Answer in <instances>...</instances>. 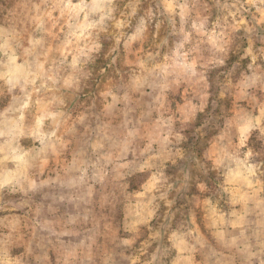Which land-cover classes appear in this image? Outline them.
<instances>
[{"label": "rangeland", "instance_id": "374dc122", "mask_svg": "<svg viewBox=\"0 0 264 264\" xmlns=\"http://www.w3.org/2000/svg\"><path fill=\"white\" fill-rule=\"evenodd\" d=\"M0 264H264V0H0Z\"/></svg>", "mask_w": 264, "mask_h": 264}, {"label": "crops", "instance_id": "0c3cea01", "mask_svg": "<svg viewBox=\"0 0 264 264\" xmlns=\"http://www.w3.org/2000/svg\"><path fill=\"white\" fill-rule=\"evenodd\" d=\"M165 134H162V137L160 139V141L162 143H165L164 145H166L168 149L164 150L162 153H158L157 155L159 154H162V155H159V156H162V162L159 164V166L157 167V171L154 172V170L152 168H148V167H142L140 170L142 171H147L149 170L151 173H155L153 174V176H150L151 178V181L152 182H156V186L158 187V190H160V193L161 195H166L167 196V193H170V196L168 197L167 196V200H171V204L173 203V195H172V192L171 190L172 189H178L180 187L178 183V179L176 178L175 175L171 174L170 172H168V167L169 166H177L179 167L183 173H184V169H186V171H188L187 173L191 172V170L193 169V164H190V167L187 165L189 164V162L186 160V159H181L179 156L174 158V159H171V158H166L168 157V154H171L172 153V148H169V142H170V139H165V136L167 137V135L163 136ZM146 138V137H145ZM159 141V142H160ZM149 140H146V143L144 144V151H145V154H146V160L145 161H142L143 163V166H147L148 165V161L150 160V155L153 153L152 151H150L148 149V146H150V144L148 143ZM109 151V150H108ZM183 154H186L187 153V150L186 151H182ZM117 157L114 158L112 157V167H111V170L109 172V169H107L106 171V178L105 180L102 182V184L99 186L100 188L103 187V186H111V183H115V181H117V186H121L123 188H130L131 187V182H130V170H131V167H132V160H131V157L133 155H131L133 153V149L130 148V145H128L127 147H122L121 149L117 150ZM119 154H121V156H119ZM109 156V155H107ZM221 156V155H220ZM219 156V157H220ZM117 158H120L118 160V162L116 161ZM186 160V164L184 165H181L179 163H181L182 161ZM108 162V161H107ZM111 163H108L107 165H109ZM115 168L120 172L122 173V177L120 179H116V175L120 174V173H117L115 174L114 176V170ZM217 168L219 170V172H221L222 174V180L224 182V184H230V185H243V188L245 187L246 184H249L250 186L254 187L256 185L254 184H258V180H257V177H253L252 173L250 172L249 173V170L247 169H243L242 167H234V168H227L226 167V164L224 163L223 160H221L219 158L218 160V164H217ZM125 173H127V175H125ZM186 175H184V179L181 181L183 184H186V186L189 184L190 180H186L185 177ZM115 180V181H114ZM106 181V185H104L103 183H105ZM146 182V183H145ZM203 182V184L207 185L208 181H201ZM145 183V184H144ZM144 183H142L140 185V190H135V191H139V193H148L149 191L147 190L148 189V184H147V180L144 181ZM108 186V187H109ZM113 186V185H112ZM142 188H144L145 190H141ZM242 188V189H243ZM163 193V194H162ZM161 195H158V196H161ZM177 209H179V207H177ZM157 211H159L157 209ZM155 211V215L154 217H156V215L158 214V212ZM178 211V210H176ZM175 211H173L174 213ZM172 213V214H173ZM158 218V217H157ZM243 232H245L244 230H242ZM246 234V233H245ZM176 249V251L178 252H184V251H188V247H182L179 245L178 241H174V245H173ZM186 248V249H185Z\"/></svg>", "mask_w": 264, "mask_h": 264}]
</instances>
